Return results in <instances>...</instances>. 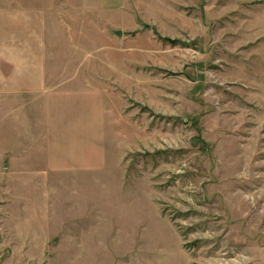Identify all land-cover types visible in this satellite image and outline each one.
Instances as JSON below:
<instances>
[{"label":"rangeland","instance_id":"1","mask_svg":"<svg viewBox=\"0 0 264 264\" xmlns=\"http://www.w3.org/2000/svg\"><path fill=\"white\" fill-rule=\"evenodd\" d=\"M0 264H264V0H0Z\"/></svg>","mask_w":264,"mask_h":264},{"label":"crops","instance_id":"2","mask_svg":"<svg viewBox=\"0 0 264 264\" xmlns=\"http://www.w3.org/2000/svg\"><path fill=\"white\" fill-rule=\"evenodd\" d=\"M10 14H12L14 16H22L19 13H16V14H14L13 12L7 13L8 16ZM31 31L34 32L33 29H31ZM30 35H31V39H34V37H33L34 33L30 34ZM4 40L7 42V44H5V46L2 48V52L5 54V58L3 57L1 62L3 63L4 67L7 68V74L3 73V72H2V74L5 75L3 77H6L7 80H11L12 77L18 71V69L23 68L24 65L26 64V62L22 63L24 60H26V58L22 57L21 54L31 52L32 50H36V47L35 46L25 47V46H23V43L21 44V42H19L18 40L11 39L8 35L5 36ZM34 42L36 43V41H34ZM38 48L42 50V48H46V47L42 46V48H41V46H40ZM46 49H48V48H46ZM16 52L19 53V55H17V57L12 55ZM20 52H21V54H20ZM26 65H28V64H26Z\"/></svg>","mask_w":264,"mask_h":264},{"label":"water","instance_id":"3","mask_svg":"<svg viewBox=\"0 0 264 264\" xmlns=\"http://www.w3.org/2000/svg\"><path fill=\"white\" fill-rule=\"evenodd\" d=\"M118 34H120V32H118Z\"/></svg>","mask_w":264,"mask_h":264}]
</instances>
